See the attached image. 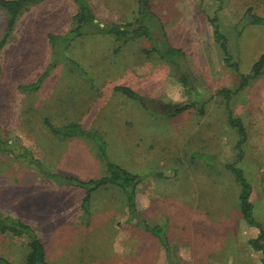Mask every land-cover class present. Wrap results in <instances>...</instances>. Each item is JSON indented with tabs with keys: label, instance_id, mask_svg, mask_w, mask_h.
<instances>
[{
	"label": "rangeland",
	"instance_id": "374dc122",
	"mask_svg": "<svg viewBox=\"0 0 264 264\" xmlns=\"http://www.w3.org/2000/svg\"><path fill=\"white\" fill-rule=\"evenodd\" d=\"M41 1L18 18L0 54L1 138L18 140L50 172L87 180L104 173L93 141L62 140L42 120L97 132L108 158L143 178L138 217L159 225L172 264H261L247 245L258 229L242 219L239 186L225 168L235 162L237 134L220 92L234 90L239 74L264 56V23L244 18L247 9L264 17V0H83L99 27L142 22L145 29L117 52L114 36L97 32L96 24L81 36L71 33L72 0ZM5 20L0 9V39ZM43 73L37 91L17 90ZM180 103L191 106L171 117L163 112ZM230 106L247 132L235 166L251 186L252 215L264 228V65ZM53 180L27 161L0 155V210L35 230L48 264H167L160 235L129 220L120 192L96 191L87 222L80 190ZM25 254L24 240L0 234V256L21 264Z\"/></svg>",
	"mask_w": 264,
	"mask_h": 264
},
{
	"label": "trees",
	"instance_id": "16d2710c",
	"mask_svg": "<svg viewBox=\"0 0 264 264\" xmlns=\"http://www.w3.org/2000/svg\"><path fill=\"white\" fill-rule=\"evenodd\" d=\"M76 6V12L72 16V20L75 22L74 29L71 31L76 37L81 36L88 29L89 25L96 24L97 32L108 33L114 36L115 46H113V51L117 52L119 48L126 43L128 39L138 36L140 31L144 30L141 21H135L131 24L119 25L115 24L113 26H97L98 23L94 22L95 18L92 15L91 10L87 3L83 0H72ZM146 1V0H140ZM42 2L41 0H0V9L6 14L5 20V29L3 35L0 39V54L3 48L5 47L7 41L11 37L18 18L23 14V12L29 7L36 5L37 3ZM148 8V7H147ZM146 7H143L140 12L147 14ZM139 12V13H140ZM244 18L246 23L252 24H261L264 23V17L255 15L251 12V9H247ZM136 25V26H135ZM214 25V24H212ZM95 26V25H92ZM162 35V34H161ZM161 35H158L161 37ZM151 39H155V43L159 42L157 36L154 33L148 35ZM213 36L216 41H221V49L224 54V64L228 63V51L226 47L225 38L218 31V27L215 25L213 29ZM53 35H48L49 42L53 41ZM65 38V37H63ZM164 38V37H163ZM162 38V40H163ZM161 42V41H160ZM159 49V46H156ZM154 47V49H156ZM63 50V49H62ZM166 56L173 58L172 55L174 49L169 46L166 49ZM64 55V54H63ZM178 58V57H177ZM179 60V59H177ZM74 68L75 63L72 60H66ZM232 66L234 64L231 63ZM264 65V56H260L259 59L253 64L252 68L249 71V74L242 75L239 74V83L234 90L222 89L221 95L224 101L225 111L228 114V124L231 128L235 129L237 134V140L235 142L234 148L236 150L235 162L239 161L243 157L242 147L247 140V132L242 124V121L233 115L231 110V99L233 94L243 90L248 81L257 77L261 72ZM230 66V65H229ZM45 73L40 75L34 82L28 84H19L17 85V90L21 93L37 91L40 87ZM117 91L125 92L128 96H136L129 88L127 87H115ZM159 104V103H158ZM191 105L188 103L174 104L167 107H164L163 112H166L168 117H171L176 114H181L185 112ZM169 111V112H168ZM168 112V113H167ZM203 111L201 110V114ZM166 116V115H165ZM42 124L45 129L54 136L65 140L72 138H86L90 141H93V144L96 147L97 153H99L101 161L104 163V173L99 178H90L87 180H80L75 177H67L57 174L55 172H50L44 166V164L38 159L31 156L29 150L21 145L18 140L8 142L7 140L1 138L0 136V155H6L10 160H21L27 161L35 169H37L40 174L53 178L54 182L59 185H65V187H75L80 190L82 193V198L79 204L81 213L86 218V221H89L90 217V201L93 198V195L96 194V191L100 190H116L121 193L124 205L126 208L127 216L129 220H134L135 225L142 230L149 232L151 235H160L159 243L166 253L167 264H172V260L169 257L170 255V245L167 237L160 232L159 225H149L144 221V219H139V214L137 212L136 206V192L138 185L142 182L143 178L135 172L129 171L118 164H115L108 158L106 144L103 139L97 134V132H92V130H85L81 127L80 124L72 122L67 123L62 126H56L48 118L42 120ZM235 162L228 163L225 165V168L231 173L233 179L239 186L238 194V210L242 219L252 227L258 229V234L256 237L250 238L247 241L248 247L255 251L259 252L260 262L264 264V228L257 223L252 215V202L251 197V186L245 180L243 172L240 168L235 166ZM157 175H160L158 173ZM0 234L8 235L11 239L25 241L26 254L24 255L23 262L21 264H48L45 256L44 246L39 239L35 230L23 220L18 217L5 214L0 210ZM0 264H15L8 261L4 257L0 256Z\"/></svg>",
	"mask_w": 264,
	"mask_h": 264
},
{
	"label": "crops",
	"instance_id": "0c3cea01",
	"mask_svg": "<svg viewBox=\"0 0 264 264\" xmlns=\"http://www.w3.org/2000/svg\"><path fill=\"white\" fill-rule=\"evenodd\" d=\"M263 17V16H262Z\"/></svg>",
	"mask_w": 264,
	"mask_h": 264
}]
</instances>
